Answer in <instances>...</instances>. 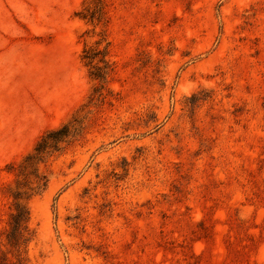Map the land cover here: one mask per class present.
<instances>
[{"label": "rangeland", "instance_id": "rangeland-1", "mask_svg": "<svg viewBox=\"0 0 264 264\" xmlns=\"http://www.w3.org/2000/svg\"><path fill=\"white\" fill-rule=\"evenodd\" d=\"M0 264H264V0H0Z\"/></svg>", "mask_w": 264, "mask_h": 264}, {"label": "trees", "instance_id": "trees-1", "mask_svg": "<svg viewBox=\"0 0 264 264\" xmlns=\"http://www.w3.org/2000/svg\"><path fill=\"white\" fill-rule=\"evenodd\" d=\"M91 16V15H90ZM86 57V56H85ZM59 130H55L52 132H49L47 136H52L58 134ZM52 140L54 142V145L59 141L55 136H52ZM44 137L42 138V140ZM52 145V147L54 146ZM44 150L40 146V142L35 146L33 152H37L38 154H43ZM33 156V154H29L26 159H29ZM25 214L26 212L20 208L18 209L14 214H13V224L9 227V231L7 233V239L10 242L11 245L13 246H19L21 237L24 235V220H25Z\"/></svg>", "mask_w": 264, "mask_h": 264}]
</instances>
